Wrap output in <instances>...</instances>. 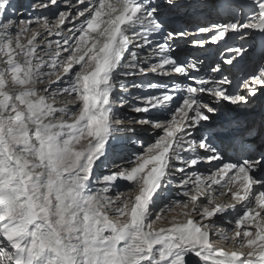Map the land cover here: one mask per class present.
<instances>
[{
	"label": "snow or ice",
	"instance_id": "snow-or-ice-1",
	"mask_svg": "<svg viewBox=\"0 0 264 264\" xmlns=\"http://www.w3.org/2000/svg\"><path fill=\"white\" fill-rule=\"evenodd\" d=\"M63 2L25 15L0 0V264H264V117L212 130L264 92V41L257 64H240L243 43L221 54L235 85L220 63L173 55L178 39L264 38V0L243 22L234 0ZM163 9L228 22L193 31ZM149 73L180 79H126ZM125 143L143 151L125 159Z\"/></svg>",
	"mask_w": 264,
	"mask_h": 264
},
{
	"label": "bare ground",
	"instance_id": "bare-ground-1",
	"mask_svg": "<svg viewBox=\"0 0 264 264\" xmlns=\"http://www.w3.org/2000/svg\"><path fill=\"white\" fill-rule=\"evenodd\" d=\"M13 2L15 6L16 4L20 3L22 9L25 10V15L28 14V11L30 10L29 9L30 5H28V2L26 0H13ZM58 2L60 4V8L64 9L65 5H64L63 0H58ZM234 3L236 4L238 9L243 10L242 15L239 17L241 19V22H243L244 16H246L249 11V5L251 4V0H234ZM56 11H57L56 8H52L49 12V15H51L52 13H55ZM162 11H164L169 17V20L172 26L179 27V28H188L193 31L195 30V27L197 25L210 26L211 23L228 22V18L226 16L224 15L220 16L218 15L217 12H213L210 15L209 14L193 15L189 13L188 15L177 16L175 13L167 12L166 9H163ZM33 15H35V13H33ZM230 34L231 33L227 35L225 40L219 41L217 42V44H207L206 45L207 47H204V48L193 47L191 44H188V43H186L187 45L184 46L185 42L187 41L190 42V39L189 40L183 39L184 41L183 43H179V41H176V50L173 53V55L180 57V58H199V59H202V61H204L206 65L207 61L210 62V59L214 61L213 56L217 49L216 47L220 48L219 52L221 54L228 56V55H231V53L226 52L225 49L228 48L229 45H231L229 47H232V46L238 47L243 43L244 47L248 49V54L245 56L244 61H241L240 64H243L245 62H247L249 65L257 64L261 56V53L256 54V49H257V46L259 45V42H257L256 40L257 37L254 36L251 31H249V37L246 41H241L239 38H237L236 40H233L232 42H229L227 44L228 37L230 36ZM205 39H207V36H205ZM213 47H214V50H213ZM184 48L191 49L193 51L189 50V55L184 57V53L182 52L179 53L180 50L185 51ZM206 48H209V50L204 51V49L206 50ZM194 52H197V53H194ZM239 68H240V65H237L236 67H233V66L226 67V65L222 66L223 73L225 75H228L229 78L232 79L234 85L241 80L242 75H243L241 71L239 70ZM162 78L163 76H158V75L149 73L147 77L136 76V77H128L126 79H128L129 81L135 80L136 82H140L141 79H144L146 81H156V82H162V83H170L172 80L178 79V77L176 76L170 77L168 79H162ZM132 91L134 95L140 92V90H135V89H133ZM140 94H143V93H140ZM263 106H264V92L259 94L256 100H254L251 105L247 107L230 108L228 111L224 113L223 116L215 117L212 121V130L222 133L223 128H221L220 125L224 122L225 117H227L228 119H234L236 121V126L231 129V134L236 135V136H241L244 134L246 126L256 124V122L259 119V113L261 112ZM123 112L129 116H136L137 118L145 115L143 113L137 114L134 112H130L129 109H125V110L123 109ZM260 122L258 123V125L260 124ZM145 128L147 130H143L138 126L136 135L133 136L132 139L134 140L139 139V140L144 141V143L145 141H149L152 138V135L148 131L149 129L147 128V126H145ZM131 144L132 143H125L120 150V155L124 157L125 159L130 157L133 152L143 151V149L139 146V144H132V145ZM129 146H133V147L130 148ZM110 166L111 165H109V167ZM100 171H103V169H101ZM224 202L227 203L228 201H224ZM171 215H172L171 213L168 214L169 218ZM161 226L167 227V224L162 223V222H157L155 225V227H161ZM227 247L231 249L232 245L229 244ZM190 264H196V258L190 257Z\"/></svg>",
	"mask_w": 264,
	"mask_h": 264
},
{
	"label": "rangeland",
	"instance_id": "rangeland-1",
	"mask_svg": "<svg viewBox=\"0 0 264 264\" xmlns=\"http://www.w3.org/2000/svg\"><path fill=\"white\" fill-rule=\"evenodd\" d=\"M27 2H28V5H31L32 3H34V2H36V0H26ZM29 2H30V4H29ZM17 9L19 10V9H22V7H21V4L20 3H18L17 4ZM29 9H30V7H29ZM205 38V37H204ZM177 41H179V43H183L184 41H183V39H178ZM186 43H188V44H190V42H185V45L184 46H186L187 44ZM229 46H231V45H229ZM228 46V47H229ZM205 47H207L206 45H205ZM232 47H235V46H232ZM185 49V51L184 50H180L179 51V53H184V57H186V56H188L189 55V50L190 51H193V50H191V49H187V48H184ZM209 50V48H206V50L204 49V51H208ZM213 50H214V47H213ZM196 51V50H195ZM188 53V54H187ZM194 53H197V52H194ZM221 58V53L218 51H216L215 52V54H214V56H213V59H214V61L213 60H211L210 59V62H208L207 61V63H206V66L207 65H209V64H211L212 66H214L215 65V63H220V64H222V65H224L223 63H222V60L220 59ZM200 60H202V59H200ZM221 61V62H220ZM173 77V76H172ZM165 78V77H164ZM169 78V77H168ZM166 79V78H165ZM178 79H180L179 77H178ZM140 93H142V92H140ZM125 109H127V108H125ZM124 109V110H125ZM131 115V114H130ZM147 128L149 129L148 131L151 133V128L150 127H148L147 126ZM149 132H147V133H149ZM152 140V138L149 140V141H151ZM149 141H145V146L147 145V143L149 142ZM132 145V144H131ZM130 148H132L133 146H129ZM141 151V150H140ZM229 154H231V153H229ZM201 167H207L206 165H203V166H201ZM126 182H121V188L122 187H124V184H125ZM175 190H174V188H173V192H174Z\"/></svg>",
	"mask_w": 264,
	"mask_h": 264
}]
</instances>
